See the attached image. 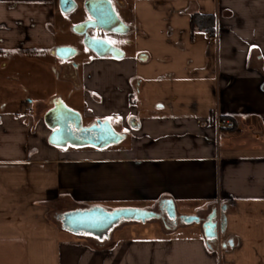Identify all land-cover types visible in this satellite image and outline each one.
Here are the masks:
<instances>
[{"label": "crops", "instance_id": "obj_1", "mask_svg": "<svg viewBox=\"0 0 264 264\" xmlns=\"http://www.w3.org/2000/svg\"><path fill=\"white\" fill-rule=\"evenodd\" d=\"M114 1L133 27V45L122 46L121 59L81 58L90 92L82 113L91 123L115 119L128 142L57 148L34 120L38 111L2 114L0 257L9 264H264V0ZM55 12L57 0H0V56L50 54L58 45ZM193 12L215 17L213 36L192 30ZM225 120L233 130L219 127ZM163 199L201 220L216 210L224 233L208 248L201 222L166 228L159 220L154 237H136L139 228L127 224L100 243L47 219L48 203L63 212L124 202L157 211Z\"/></svg>", "mask_w": 264, "mask_h": 264}, {"label": "water", "instance_id": "obj_2", "mask_svg": "<svg viewBox=\"0 0 264 264\" xmlns=\"http://www.w3.org/2000/svg\"><path fill=\"white\" fill-rule=\"evenodd\" d=\"M58 8L62 14L67 15L77 8V4L74 0H58ZM84 8L92 21L74 25L72 32L83 35L86 47L98 57L110 55L115 59L122 58L124 53L120 49L112 47L103 40L90 38L86 33L89 27L95 26L109 32L120 34L128 32V27L115 14L110 0H87L84 3ZM55 52L62 58L72 57L76 54V51L70 47H59ZM42 120L50 130L47 143L57 148L90 147L102 150L115 146L126 138V134L116 132L107 119L83 125L81 115L66 106L61 99L53 102V107L43 115ZM154 219L161 220L163 223L167 222L166 228H175L179 224L190 225L201 222L204 237L209 244L217 240L218 234L224 233L226 225L224 215H221L217 220V213L214 209L204 220L191 215L178 216L174 203L170 199L161 200L158 203L157 211L139 208L109 210L102 206H88L68 210L55 216L62 231L74 236L94 239L100 243L108 241L113 230L122 224L144 223Z\"/></svg>", "mask_w": 264, "mask_h": 264}, {"label": "rangeland", "instance_id": "obj_3", "mask_svg": "<svg viewBox=\"0 0 264 264\" xmlns=\"http://www.w3.org/2000/svg\"><path fill=\"white\" fill-rule=\"evenodd\" d=\"M77 1H79L76 2L78 7L74 12L67 15L55 12L54 17L52 18V26L54 25L53 27H55L57 35L56 42L58 45L70 44L75 47L81 46L80 37L73 34L70 30L74 24L86 18L83 2H80L81 0ZM114 11L119 12L116 6H114ZM59 22L64 24L60 25ZM45 53L46 54L43 56H38V58L27 57L24 54H18L17 57L6 55H4V57L0 56V116L4 113H26L33 117L38 111L39 102L47 104L55 97L61 98L66 106L82 114L83 91L80 90L77 92L74 90L71 93V84L62 81L58 82L52 72V68H57V62L48 52ZM74 61L79 62L81 59L76 57L74 58ZM46 108L47 107H45V109ZM42 110L38 111V115L34 120L37 121L38 127L46 129L47 127L42 120ZM91 121L92 119L86 118L82 115L83 125H88ZM109 121L113 129L116 132L121 133V129L117 127V121L115 119ZM127 142L128 140L126 139L119 143V145L124 146ZM89 206H102L106 209L113 210L120 208L142 209L145 205L142 203L124 202L117 204L102 203L101 205ZM174 208L178 216L187 215L183 214L185 207H176L174 205ZM127 224L139 228L137 229V234L133 233L136 237L151 238L154 237V228L160 225V221L154 219L144 223L129 222L118 226L116 229ZM116 234L117 233H115V235ZM0 264H9V262L7 259L0 257Z\"/></svg>", "mask_w": 264, "mask_h": 264}, {"label": "flooded vegetation", "instance_id": "obj_4", "mask_svg": "<svg viewBox=\"0 0 264 264\" xmlns=\"http://www.w3.org/2000/svg\"><path fill=\"white\" fill-rule=\"evenodd\" d=\"M86 1L87 0H81L80 2H83V5H84V3ZM57 2H58V0H57ZM74 2H79V1L74 0ZM110 2L112 4V8L114 10V6H116L115 5V1L114 0H110ZM77 7H78V5H77ZM84 11H85V8H84ZM114 12L116 14V11H114ZM85 13H86V18L81 20V21H79L76 24L87 22V21H92V18L88 15V13L86 11H85ZM117 17H118V15H117ZM118 19L120 21H122L119 17H118ZM122 23H124V22L122 21ZM125 25L128 27V32L125 33V34L109 32V31L104 30L102 28L98 29L97 26L89 27L86 30V33H87V35L90 38L103 40V41L107 42L108 44H110L112 47H114L116 49H120L125 55V52H124L122 46L124 45V46H127V47H131L133 45V41L130 39V37L133 36V32H134L133 29H132L133 28L132 25H128V24H125ZM72 27L70 28L71 32H72ZM72 33L75 34L74 32H72ZM75 35H77V34H75ZM77 36H79L80 39H81L80 40V42H81V46L80 47H75V46H72L70 44H59V45L54 46L53 49L50 51V55L57 62V68H54L52 70V72H53L54 77L57 79L58 82H61V81L62 82H68L69 84L72 85L71 86L72 87L71 88V93L74 90L75 91L82 90L83 94L84 93L89 94L90 92H88L87 86H82L83 85L82 81L84 80V74H83L84 71L82 70V67L87 66L89 64H87V61L86 62L84 61V63H83V60H81L79 62H75L74 58L79 57L81 59V58H85L88 55H90V56L93 55L95 58H98V59L99 58H101V59H104V58L113 59V58L110 55L104 56V57H98L94 52H92L90 49H88L86 47V45L84 44V36L83 35H77ZM110 36H112V37H110ZM117 37H119V38H117ZM124 37H125V39H124ZM59 47H70V48H73L76 51V54L74 56L68 57V58L59 57L56 54V52H55V50L57 48H59ZM140 58L143 59V60L146 59L145 54H141ZM57 99H61V98L55 97V98H53L51 100V102H49L47 104H43V103L39 102L38 103V111H40V110H42L44 108L41 111V112H43V115H44L48 110H50L53 107V102L55 100H57ZM45 107H47V108L45 109ZM85 108H86V105H85ZM85 112L91 113L92 111L85 109ZM80 115H83V113L80 114ZM164 224L167 225L168 223L164 222Z\"/></svg>", "mask_w": 264, "mask_h": 264}, {"label": "trees", "instance_id": "obj_5", "mask_svg": "<svg viewBox=\"0 0 264 264\" xmlns=\"http://www.w3.org/2000/svg\"><path fill=\"white\" fill-rule=\"evenodd\" d=\"M190 25L192 30L198 29L200 31H203L210 36H213L215 34V27H216V20L213 15H204L200 14L198 12H193L190 15ZM48 214L47 219L52 224L56 225L59 229L60 224L55 220V216L65 210V208L61 206V204L58 203H48ZM74 209V208H73ZM208 248L210 247V244H207Z\"/></svg>", "mask_w": 264, "mask_h": 264}, {"label": "built area", "instance_id": "obj_6", "mask_svg": "<svg viewBox=\"0 0 264 264\" xmlns=\"http://www.w3.org/2000/svg\"><path fill=\"white\" fill-rule=\"evenodd\" d=\"M219 127L225 130H233L234 129V125L233 122L231 120H225L220 122Z\"/></svg>", "mask_w": 264, "mask_h": 264}]
</instances>
